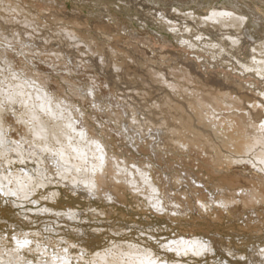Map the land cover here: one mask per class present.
Instances as JSON below:
<instances>
[{"label": "bare ground", "instance_id": "bare-ground-1", "mask_svg": "<svg viewBox=\"0 0 264 264\" xmlns=\"http://www.w3.org/2000/svg\"><path fill=\"white\" fill-rule=\"evenodd\" d=\"M129 1L134 3L137 0H128V2ZM259 1H261L262 3L264 2V0H259ZM51 2L52 0L50 1V3ZM19 3L20 0H17V2L14 3L13 5L9 2V0H0V31L3 30L2 28L3 26L11 27L12 32L18 33V37L20 36V34H26L28 39L32 38V40L34 39V41L38 40L42 45L43 44L50 45L53 42L56 43V41L60 43L63 42L61 37L63 35L59 34L60 33L59 29L57 30L56 28L55 29L50 28L49 30H47L48 28L46 29L45 26L46 24L43 26V24L41 25L40 23H37L40 24L38 26L34 25L36 24L33 21L34 19H29L30 16L28 17L25 16V14L24 15L22 14L25 8L23 7V5ZM234 5H236V3ZM167 13H164V11L162 13L161 11L158 17L154 15V18H152V20L153 19L157 20L158 21L157 23H159V21L162 22L163 24L167 25L168 28H170L171 31H173L174 33L183 32L190 34V32H194L198 40L199 39L202 40L207 36L210 37L211 35H213L214 38L211 43L209 44L206 43L207 42L206 40L202 41L203 45L206 46L209 45L208 49L211 52L208 53L211 55L210 57H212L214 61L219 60L221 62V63L219 62V65H223V61H224L226 64L225 66H229L234 73L236 70L239 71L238 73L236 72L238 77H248V79L251 78V81L247 82L245 80V82L242 83V81L239 80L235 84H232L231 86L229 83H227L228 81H226L224 78L222 79L215 78V76L212 75L211 78L214 77L216 80V86H211L207 84L206 81H204L205 79L200 82L197 81L196 79L194 80L193 78L194 75L192 74L193 73L192 70L194 69V66L191 67L192 70L190 68L191 65L188 68L186 66H185L186 68H176L177 66L167 67L163 69L160 68L161 70L160 72L158 70L159 68L157 70L155 68L154 69L151 68L153 64L151 65L149 62L148 63L150 64V66L147 65L149 67L145 65L146 62L144 65L140 66L135 64V62L133 63L134 59L130 58V60H128L127 58H124L122 56L121 57L124 58L125 60L123 59L121 60V62L120 60L117 61L119 57H117L118 58L117 60H113L116 62H120L121 65L117 64L118 66L116 65L110 66V63L106 59H104V56L102 55L104 53L103 49H101L103 52L99 50L101 52V53L99 52L100 55L95 56L96 54L93 55L94 53H89L88 51L81 50L84 48V46L80 49L79 43L78 44L74 43V45L68 44L69 42L67 40L76 41L77 37L74 36L75 34H72V32H68L65 29L66 32L64 35L65 37L64 42L65 40L68 42L66 43V45L68 44L66 50L72 47V51H73L72 53L75 56V58L78 59V61H75L77 62L76 65H78L79 69L83 67L86 70L85 71L86 73H84L85 76L88 75L91 78L92 82H94L91 87H88V89L87 87L85 88L88 91V96L85 97L84 95L85 97L83 98L85 99L84 102L86 101V99H89L90 102H93V99H95L96 97V89L94 88L98 87V84L100 85L99 87L107 86L110 89L111 86L114 85L116 86V84L117 85L127 84L128 88L127 87L125 88L130 89L128 91L131 94V96L133 95L141 100V101H137L139 100L137 99L136 101L142 105L141 110L143 107L144 110L142 111L143 114H145V116L147 115L146 119L143 118L145 120V123L148 125L149 124L154 125V127H156L155 130L159 132V134L156 133V135L158 134L157 136L158 141H161V139L165 137L168 141H170L174 145L173 148L175 149H176L175 147L176 145H183L187 149L196 148L207 153V163L209 164L208 168H210V171L213 174L215 173L217 175L216 180L218 186L215 185L216 187L221 186L220 188H223L225 189V191L228 192L230 191L237 192L238 189H243L242 191L248 190L254 192L255 191L263 192L264 191L263 189L264 188V88L262 86L264 85V39L259 40L256 43H252L250 41V37L246 35V33H244L249 15L247 16L245 15V13L239 14L237 13V11L236 12L233 11L232 8L231 9L225 7L213 8L212 10L210 9L208 14L206 16L204 15L203 17L200 15L194 16L190 12L180 13L177 10H173L169 12L170 14ZM75 20L77 22L78 19ZM78 32L77 34H79ZM47 33H49V36L46 35ZM1 35L2 33L0 32V36ZM13 37L14 38L17 37V34L15 35L13 34ZM83 41H79V42L85 43ZM82 43L80 44L83 45ZM188 44L192 47L195 46V44L193 42L191 43L190 40L188 41ZM88 45L89 47H91L90 44ZM210 47L212 49H210ZM55 54H57L56 51ZM151 56L148 57L146 56V57L152 60ZM45 58H50V55H48V57ZM112 58L113 57H111V59ZM3 60L6 61V64L13 65V61H11L9 57L2 55L0 52V68L2 67L1 61ZM43 61L44 60H42V62ZM113 61L112 64H114ZM48 62L50 61L48 60ZM208 63L209 65L214 66L213 65L214 62L213 63L208 62ZM215 63L216 65L218 64L217 62ZM94 65L95 68L97 67L99 69L101 68L102 70L105 71V73L108 74H106L105 76L99 75L100 72L103 71L101 70L100 72L98 71L97 73V71L93 69ZM40 66L41 65L39 64V67ZM63 67L66 68L67 70L66 63L65 65H63ZM16 70L17 69H14L13 74L9 76L8 75L9 73L6 75L2 73L0 69V83H1L0 84V192H2L3 194H13L21 199L27 198L32 191L36 190V188L46 187L48 184L54 183L53 180L55 179L56 183L65 185L66 187H69L73 191H75V189H77L76 190L77 192L78 190L81 191L84 190L86 191V195L88 197L102 196L103 199L105 200L111 199L115 201H120L119 198L122 197L121 191L127 189L134 193L137 194L139 193L144 195L148 199L149 204L152 205L157 212H161L169 217L174 214L176 215L177 212L180 213L178 215L181 216L185 209H193L198 211L202 217L206 218L207 216L212 220L220 219V215L222 211L219 209L217 210L216 207H214L212 208V211L209 214L207 211V208L209 207L205 208L208 205L205 206V203H203L202 201L203 199L200 198L201 196L200 197L194 196L196 197L195 204H194L195 201L194 202L192 201L193 203L190 201V198H188L189 196L188 197L185 196L184 198H180L175 194H172L170 196L169 193H167L168 190L166 189L167 181L163 179L161 176H159V174L157 175L155 168L153 166H150L149 163L148 164L146 163V165L143 166L142 163L141 164L136 163L131 161V159L128 160L123 157H122L123 158L122 161H118V160L113 161L111 157H113L114 155L109 154V151L107 150L106 147L107 145L103 142L101 137H98L97 135L94 134L95 131L93 132L91 125L90 128H88L89 126L85 125V122L82 121L83 116H81L80 118V114L83 111L80 109L76 111V109L69 108V105L71 106L72 96L69 99H67V101L65 99L63 101L60 99H59L60 101H54V99L56 100L55 96H52V98L53 97L54 98L50 99L47 93L48 91L44 89L50 82L49 80H47V78H45L43 82L42 81L43 79L39 80V78H43V77H41L40 76L41 74L40 73L38 74L37 71H34V73L36 72L39 75L38 78L36 77V74L32 73L33 74L32 75L31 72L29 73L33 77H31L29 73H27L28 74L27 76V74H24L25 69H22L24 72L20 74H23V76L25 77L22 79L21 78L22 75L20 76L19 73L18 74L15 73ZM43 76L45 77V75ZM26 77L28 78L26 79ZM194 81L197 82H195L194 84ZM52 83H54V85L57 84L56 87H58L59 85L58 83H55L53 81ZM146 86L148 87L147 89ZM126 90L124 91L128 92ZM107 92H109V90H107ZM233 93H235L236 95L233 96ZM51 95L52 94L50 93V96ZM148 99L150 100L153 99L155 101L153 100L151 102L147 101L149 104L145 102L146 103L145 105H147L145 107V105H143L144 101ZM6 104L12 106V107H8L10 108L11 112L12 110H14V108H16L17 109L16 111L20 112L22 110V112L25 113L22 114L21 116V114L18 115L17 114L18 112L16 113V111L14 110L15 114L12 115L14 116L17 114V116H20L19 118H17L18 120L16 121L17 123L19 122L20 124H23L25 126L26 135L29 137L28 139H23L26 136L24 137L23 135L22 138V136H20V133L18 135L20 137L11 135V133L9 137H7L8 134L6 133V131L10 128L7 127V125L9 126L8 123H4V116L7 117L10 114L9 117L12 118L11 117L12 115L10 111H9L10 113L7 114L8 108ZM11 108L13 109L11 110ZM109 110L111 112L112 110L114 111L115 109L111 110L110 108ZM130 111H132V108ZM216 111H220L219 112L220 122L217 121L218 119H216L217 118V115L215 113ZM123 112H128V111L123 110ZM121 116L123 117V115ZM127 119L128 118L126 117V120ZM215 119L217 122L215 121ZM222 122L226 123L227 125L226 128L221 127V125H219V123ZM125 123L128 124L129 121ZM216 125H219V127ZM9 127H11V129L12 128L14 129L15 126L10 125ZM18 128H19L18 130H21L20 127ZM132 130H137V128ZM143 130L144 129H140V131L142 132ZM23 133L24 132H22V134ZM161 134H166V135L165 136L162 135L163 136L162 137ZM156 135L154 133L155 137ZM19 138H21V140H19ZM152 139L155 141V138ZM170 142H168L167 144H169ZM24 145H27L28 148L26 149ZM140 148L142 149V147ZM167 148L170 149L169 146ZM175 151L179 152L177 150ZM158 154L160 153L158 152ZM158 156L155 158H158ZM184 159H186V157H184ZM223 159H227L226 163L229 166L236 163L238 165L236 164L237 166L234 167L233 166L226 167L224 165L225 163L223 162ZM15 161L16 163H18L19 161V165L21 162L22 163H27V161L36 162L37 167L35 166H34L35 168L31 167L32 169L35 170V172L31 173L28 170H24L21 168H18L20 170H16V171L13 169L15 171L14 173H12L11 170L10 172H5L4 167H7L6 170H8V167L11 166V164H14ZM250 165L258 169L260 171V174L255 175L252 173L253 176L248 177V175L246 176L245 174H242L243 172L241 173V168L249 169ZM205 170L207 169L205 168ZM187 172L186 173L189 174V171ZM186 173L184 172V174ZM244 173L246 172L244 171ZM201 189L203 188L201 187ZM262 192L261 193L259 192L260 194L257 196L255 195L256 193L253 195L249 193L248 194L249 196L247 197L245 196L243 198L240 196L241 194L238 195L235 192L227 193L226 194L227 196H222L221 199L219 198L220 201H218V204L219 202L222 201L223 203L222 202L221 203L223 205V208L227 209L231 205H237L241 203L243 207H247L251 209L255 205V201L257 200H259L258 202L264 203V194H263L264 192L263 193ZM51 194L53 196L52 198L54 199L55 198L54 193ZM180 205L181 207H179ZM202 208H205L206 211L204 212ZM42 209H46V207H42ZM228 210L230 209L228 208ZM34 211L32 210V212ZM185 211L184 213H186ZM237 214L239 213L237 212ZM256 214L254 215L257 217ZM66 215L69 217H73L76 214H74L73 211H67ZM78 216H76V218ZM256 230L258 231V229ZM40 234L42 233L40 232ZM91 234L93 235V233ZM38 235L39 234L37 232L19 231V233L15 234L14 237L12 238V243L10 246L5 245L7 239L2 236L0 238V264H78L81 263L82 260H84L83 264L84 263L85 264H166L165 262H160L161 260H158L156 258L157 254L156 255L153 254V252L151 251L152 249H142L134 244H127V243L121 244V243H115L114 241V243L110 244L108 247L102 250L99 249L97 251L88 252L89 257L84 258L82 254L76 256L71 254L70 248L74 245V243H76V241L72 242L67 238L68 240H65L64 244H62L60 241L50 242V241L40 240L38 239ZM176 236H178L177 240L170 241L163 246L173 250L175 254L176 255L178 254L179 256L183 254H197V255L205 254V253L208 254L211 253L216 248L215 243L213 244L212 243L213 241H210L211 239L204 241L202 238H197L198 236L195 237V235L193 236L189 234L188 235L176 234ZM81 239L79 241L82 242ZM260 248L261 249L258 248L256 250H253L252 254H249L248 256L249 264H264V248L263 247ZM79 250L82 253L85 252L84 248H79ZM88 253L86 255H88ZM164 257L163 259H165ZM174 264H181V263L179 262Z\"/></svg>", "mask_w": 264, "mask_h": 264}, {"label": "rangeland", "instance_id": "rangeland-1", "mask_svg": "<svg viewBox=\"0 0 264 264\" xmlns=\"http://www.w3.org/2000/svg\"><path fill=\"white\" fill-rule=\"evenodd\" d=\"M50 1L51 0H20L19 4L23 5V7L26 9L25 10L23 8L24 11L22 12V14L23 15L25 14V16L28 17L30 16L29 19H34L33 21L34 23H36L34 25L38 26L40 24L41 25L43 24L44 26L46 24L45 26L46 29L48 28L47 30H49L50 28L51 29L56 28L57 30L59 29L60 30L59 34L63 35L61 36L63 42L65 39L64 37L65 32L66 31L72 32V34H75L74 36L77 37L76 41L77 40L78 41L76 42L74 40H67L69 43L66 40L64 43L63 42L60 43L56 41V43L53 42L50 45L46 44L47 45L46 46L44 44L42 45L38 40L34 41V39L32 40V38L28 39L26 34H20L19 36L20 38H19L18 33H14L11 31L12 30L11 27L3 26L2 27L3 30L0 31L2 33V35L0 36V44H1L0 52L2 55L9 57V59L13 61V65L6 64L5 60L1 61L2 63L1 65L2 67L0 68L1 72L6 75L9 73L8 75L11 76V74H13L14 69L17 70L19 69L18 71L16 70L15 73L17 74L19 73L20 76L22 75L21 76L22 79L25 77L23 76V74L20 73H23L24 71H25L24 74H27L29 72H31V74L32 73L36 74L37 78L39 77L38 74L40 73L41 74L40 76L43 78H39V80L43 79L42 81L44 82V79L47 78V80L50 81L46 86V88H44L46 91H48L47 93L50 99H53L54 97L52 98V96H55L56 100L54 99V101H60V100L63 101L64 99L67 101V99H69L72 96L71 97L72 101L69 100L71 101V106L69 105V108L76 109V111H78L79 109L83 111L81 112V114L84 115L80 114V118L81 116H83L82 121L85 122V125L89 126L88 128H90L91 125L93 132L95 131L94 134L97 135L98 137H101L103 142L107 145L106 147L107 150L109 151V154L114 155L113 157H111L113 161L114 160L122 161L123 158H126L128 160L131 159V161L136 163H140V164L142 163L143 166H145L146 163L147 164L149 163L150 166H153L155 168L156 174L157 175L159 174V176H161L163 179L167 181L166 189L168 190L167 193H169L170 196L172 194H175L180 198L189 196L188 198H190L191 202L195 201L194 204L196 203V197L201 196L200 198L203 199L202 201L203 203H205V206L208 205L205 208L207 207L210 208V209L207 208L209 214L211 213L212 208L214 207H216L217 210L218 209L221 210L222 212L220 215V219L218 220H212L207 216L206 218L202 217L198 211L193 209H185L186 211L185 210L184 211L186 213H184L183 211L181 216L178 215L180 213L177 212L176 215L175 214L171 215L173 217L172 218L171 216L169 217L161 212H157L153 208V206L149 204L148 199L144 195L139 193L138 194L134 193L127 189L121 191L122 197L119 198L120 201H115L111 199L105 200L103 199L102 196L88 197L86 195V191L84 190L82 191L78 190L77 192L76 191L77 189H75V191H73L69 187H66L65 185L56 183L55 182L56 180L54 179L53 180L54 183L48 184L46 187L43 188H36V190L32 191L27 197L28 199L27 198L21 199L13 194H3L2 192H0V238L3 236L7 239L5 245L10 246L12 243V238L14 237L15 234L19 233V231L37 232L39 234L38 239L43 241H50V242L60 241L62 244H64L65 240L68 239L72 242L76 241V243H74V245L70 248L71 254L75 256L82 254L84 258L89 257L88 252L97 251L99 249L102 250L108 247L110 244L114 243L115 241V243H121V244H126V243L134 244L142 249H152L151 251L153 252V254L155 255L157 254L156 258L158 260H161L160 262H165L166 264H170L171 262L173 264L179 262L181 264L183 263L184 264H228V263L249 264L248 263L249 254H252L253 250H256L258 248L261 249L260 247L264 248V203L258 202L259 200H257L255 201V205L251 209L247 207H243L241 203L237 205H231L230 207H228L231 210L230 211L228 210V208L227 209L223 208L222 201H221L222 203L219 202V204L218 201H220L219 198L221 199L222 196H227L226 195L227 193L235 192L238 195L241 194L240 196L243 198L245 196L246 197L249 196L248 195L249 193L251 195L256 193L255 195L257 196L262 191L254 192L248 190L242 191L243 189H238L237 192L236 191L228 192L225 191V189L220 188L221 186L216 187L218 186L216 180L217 175L215 173L213 174L210 171V168H208L209 164L207 163V153L196 148L187 149L183 145H176L175 146L176 149H175L173 148L174 145L170 141H168L165 137H163L166 134H161V136L163 135L161 141L163 142L165 141L164 143L158 141L157 136L159 132L155 130L156 127H154V125H150V124L148 125L145 123V120L143 118L146 119L147 115L145 116V114H143L142 112L144 111L143 107L141 110L142 105L139 102H137L141 100L133 95L131 96V94L128 91L130 89H127L128 88L127 84L124 85L116 84V86L115 85L111 86V89L108 88L107 86L99 87L100 85L98 84V87L94 88L96 89V97L95 99H93V102H90L89 99H86V101L84 102L85 99L83 98L88 96V91L85 88L87 87L88 89V87H91L94 82H92L91 78L88 75L85 76L84 73H86L85 72L86 70L83 67L79 69L78 65H76L77 62L75 61H78V59L75 58V56L73 55L72 47L69 48L70 50L69 49L66 50V47L68 44L74 45V43L77 44L79 43L80 49L83 46L85 48L81 50L88 51L89 53H94L93 55L96 54L95 56L100 55L99 52L102 51L101 49H103L104 53L102 55L104 56V59H106L110 63V66L111 65L118 66L117 64L121 65L120 62L124 58H127L128 60H130V58L134 59V61L132 60L133 63L135 62V64L140 66L144 65L145 62H146L145 64L146 66L147 65L150 66V64L151 65L153 64L151 68L153 69L155 68L156 70L159 68L158 70L160 72H161L160 68L163 69L173 66L174 67L177 66L176 68H186V67L188 68L191 65L190 68L194 66L193 70L191 68V70L193 71L192 74L194 75L193 77L194 80L196 79L197 81L200 82L205 79L204 81H206V83L211 86H216L215 78H221V79L224 78L226 81H228L227 83H229L231 86L232 84H235L239 80H241L242 83L245 82V80L247 82H250L251 81L250 77H249L250 79H248V77H238V75L236 74V72L237 73L239 72L238 70H236L234 73L229 66H225L226 64L224 61H223V65H219L220 62L219 60L214 61L212 57H210L211 55L209 53L211 51L208 49L209 45L208 46L203 45L202 41L206 40L207 41L206 43L208 44L211 43L214 38L213 35H211L210 37L207 36L202 40L201 39L198 40L194 32H190V34L183 32L174 33L173 31H171L170 28H168L167 25L163 24L160 21L159 23H157L158 21L155 19L152 20V18H154V15L158 17L161 11L162 13L164 11V13L168 12L167 14H170L169 12L173 10H177L180 13L190 12L194 16L200 15L203 17L204 15L206 16L210 11V9L212 10L213 8H224V7L229 9L232 8L233 11L235 12L237 11V13L239 14L245 13V15L247 16L249 15L244 33H246V35L250 37V41L252 43H256L259 40L264 39V2L262 3L259 0H172V1L171 0H166V1L137 0L136 2L133 3L130 1L128 2V0H52V2L50 3ZM9 2L13 5L14 3L17 2V0H9ZM235 3L236 5H234ZM72 18L74 20L78 19L77 22L76 20L74 21ZM77 32L79 34H77ZM13 34L14 35L17 34V37L14 38ZM46 35L49 36V33H47ZM189 40L191 43L193 42L195 44L194 47L188 44ZM79 41H83L85 43ZM66 43L68 44L66 45ZM80 43H82L83 45H81ZM88 44H90L91 47H89ZM210 49L212 48L210 47ZM55 51L57 54H55ZM48 55H50V58H45L48 57ZM121 56L124 58H122ZM146 56L147 57L151 56L152 60L148 59ZM42 57L45 59H43ZM111 57L113 58L111 59ZM117 57H119V59ZM42 60L44 61L42 62ZM48 60L50 62H48ZM111 60L112 61L120 60V62L113 61L114 64H112ZM141 61L142 63L143 62L144 63L142 64ZM64 62L67 65V70L66 68L63 67V65H65ZM208 62L210 63L217 62L218 64L216 65V63L215 64L213 63L214 66H212L209 65ZM39 64L41 65L40 67ZM22 69L25 70L23 71ZM93 69H95L97 73L98 71L100 72L102 70L101 68L99 69L98 67L95 68V65ZM34 71H37L38 74L36 72L34 73ZM102 71L103 72H100L99 75L105 76L106 74H108L105 73L104 70ZM43 75H45V77ZM212 75H214L215 78L214 77L211 78ZM27 78L28 77H26V79ZM52 81L58 83L59 84L58 87H56L57 84L54 85ZM197 81H194V84ZM147 86L146 89L148 88ZM262 87L264 88V85ZM122 88L123 89L125 88L124 90L127 89L126 91L128 92H125ZM107 90H109V92H107ZM49 91L52 94L51 96ZM53 92L56 94H54ZM234 95L236 94L233 93V96ZM152 100L153 99L151 100L148 99L144 101L143 105L146 104L145 102L147 101L151 102ZM147 104L149 103L147 102ZM6 106L7 108L12 107L7 104ZM95 106H97L98 108ZM146 106L147 105H145V107ZM110 108L111 110L115 109L114 110L115 112L113 110H112L113 112L112 111L110 112L109 110ZM131 108L132 111H130ZM8 109H7L8 111L7 114L11 112L10 108ZM12 109L13 108H11V110ZM14 110L16 111L17 109L14 108ZM14 110H12L11 115L15 114ZM123 110L125 111L127 110L128 112H123ZM17 112L18 111H16V113ZM217 112L219 114L220 111L215 112L217 115L216 119H218L217 121H219L220 114L218 115ZM125 113L126 114L128 113L127 114L128 116ZM17 114L18 115L21 114L22 116V114L25 113L22 112L21 110ZM17 114L14 116H17ZM120 114L123 115V117ZM108 115L110 116V118ZM9 116L10 114L7 117L4 116V123H8L9 126L10 125H13L15 127L18 126L20 127L21 130H18L19 129L18 127H16V129L14 127L15 130L13 128L12 130L11 127L7 125V127L10 128L6 131V133L8 134L7 137H9L11 133V135H15L17 137L22 136V138L24 135V137L25 136L26 137L23 139H28L29 137L26 135L25 126L23 124H20L19 122L17 123L16 121L18 120L17 118H19L20 116L14 117L12 115L11 116L12 118H10ZM118 117H120L121 119ZM126 117L128 118L127 120ZM128 121H129L128 124L125 123ZM219 125H221V127L224 128L227 127L225 122L219 123ZM219 125L216 126L219 127ZM136 128L137 130H132ZM126 129L130 132V134ZM140 129H144L143 132L140 131ZM21 131L24 132L25 134L24 133L22 134ZM19 133L20 136H18ZM154 133L155 135L156 133H158L156 137L154 136ZM152 138H155V141ZM19 140H21V138H19ZM146 140L148 141L149 144L147 143ZM168 142L170 143L167 144ZM24 146L26 149L28 148L27 145ZM139 146L142 147V149ZM168 146L170 147V149L167 148ZM179 146L182 150L179 148ZM173 149L179 152H176ZM158 152L160 154H158ZM157 156L158 158H155ZM184 157H186V159H184ZM201 159L204 161H202ZM226 160L227 159H223V162L225 163L224 165L226 167H232V166L234 167L238 165L236 163L237 165L233 164L229 166L226 163L227 162ZM171 162L173 163V165ZM28 166L30 168L37 167L36 162L33 161L30 162L27 161V163L21 162L20 165H19V161L18 163H16L15 161L14 164H11V166L8 167V170H6L7 167H4V170L5 172H10L11 170V172L14 173L16 170H20L18 168H21L24 170H28L31 173L35 172L34 169L32 168L30 169ZM204 167L207 170H205ZM187 171H189V174H187L188 173ZM244 171L246 173H244ZM184 172L187 173L184 174ZM241 173L245 174L246 176L248 175V177H250L253 176V174L259 175L260 171L255 167H252V165H250L249 169L241 168ZM201 187L203 189H201ZM51 193H54V197H55L54 199L52 198L53 196ZM42 207H46V209H42ZM179 207H181V205ZM48 208L51 210V212ZM205 208H202L204 212L206 211ZM32 210L35 211L32 212ZM76 210L78 211V213ZM67 211H73L74 214L76 215L73 217H69L66 215ZM237 212L239 214H237ZM254 214H256L257 217ZM76 216L78 217L76 218ZM256 229H258V231ZM40 232L42 234H40ZM91 233H93V235ZM176 234L178 235L189 234L193 236L195 235V237L198 236L197 238H202L204 241L211 239L210 241H213L212 242L213 244L215 243L216 248L211 253L208 254L207 253L200 255L183 254L181 256H179L178 254L176 255L173 250L163 246L170 241L177 240L178 236H176ZM80 237L83 239H81ZM80 239L82 240V242H85L86 244L79 241ZM79 248H84L85 252L82 253L79 250ZM87 253L88 255H86ZM163 257L165 259H163ZM83 262L84 260L81 261L82 264Z\"/></svg>", "mask_w": 264, "mask_h": 264}]
</instances>
